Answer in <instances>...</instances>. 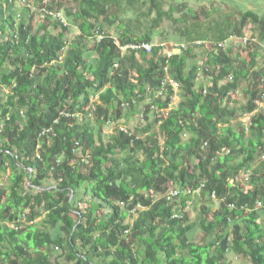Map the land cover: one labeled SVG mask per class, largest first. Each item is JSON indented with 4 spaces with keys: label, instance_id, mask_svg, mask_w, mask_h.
Returning <instances> with one entry per match:
<instances>
[{
    "label": "trees",
    "instance_id": "trees-1",
    "mask_svg": "<svg viewBox=\"0 0 264 264\" xmlns=\"http://www.w3.org/2000/svg\"><path fill=\"white\" fill-rule=\"evenodd\" d=\"M17 1L0 0V178L10 170L8 185L0 184V264H51L53 246L64 250L55 264H226L227 252L264 264V209L255 207L264 197V160L256 165L264 157V112L253 113L264 102V14L247 9L211 34L182 32L186 43L249 32V61L238 64L232 43L227 51L204 45L202 53L188 45L168 57L150 34L127 28L112 35L137 0H74L71 43L69 24L42 10L39 17L59 31L34 30L36 15L29 7L15 13ZM25 1L53 13L69 2ZM145 1L161 19L162 4L176 0ZM128 42L152 43V53L121 52ZM205 63L206 92L196 85ZM165 67L179 84L176 105V91L162 84ZM241 89L246 101L232 105ZM125 103L129 111L142 103L143 118L130 135L117 127L103 142L102 127L119 121ZM244 116L247 138L243 123L231 124ZM46 127L52 133L42 138ZM174 186L180 195L165 201ZM198 188L207 204L219 205H202L195 226L185 209ZM195 228L198 242L188 237Z\"/></svg>",
    "mask_w": 264,
    "mask_h": 264
},
{
    "label": "rangeland",
    "instance_id": "rangeland-1",
    "mask_svg": "<svg viewBox=\"0 0 264 264\" xmlns=\"http://www.w3.org/2000/svg\"><path fill=\"white\" fill-rule=\"evenodd\" d=\"M21 2H18L14 5L12 10H15V13H20L23 10L27 11V7L31 8V12L36 15L34 18L35 27L34 30H37L39 28V24H45L47 26L48 31H51V33H56L59 31V28H54L50 25L49 21H44L42 18L39 17L38 12L42 11V8H39L38 5L34 6L31 3L26 4L25 0H19ZM77 3L74 0H69V2L65 3L64 5V11L62 12V16L64 19H66L67 23L70 26V29L68 30L66 37L68 40V43H71L75 40L76 36L78 35L77 29L70 25L71 22V16H69L72 13V10L74 7H76ZM247 9H251L255 11L258 14H264V0H176L174 2H167L162 4V11L165 13V15L159 19V16L157 12L152 8V6L148 3V1L145 0H137L134 9L130 11H126L123 15V22L121 23V29L116 28V25L118 22H116L113 26L112 35H118L119 32L122 29H129L134 34L138 35H144V34H150L152 37V41L156 42V44H165L169 45L171 43H183L186 42L185 36L182 35L183 31H186L187 29H196L197 31H200L201 33L210 32L209 34L213 33L214 31H210V27H218L221 28L224 25H230L229 23L233 22V19L235 17H238L242 11H245ZM30 13V12H29ZM41 16V15H40ZM52 22V21H50ZM250 34L249 32H246ZM236 38L234 41H232V52L234 55L238 58V64L244 62L247 63L249 61V56L244 49L245 47H241V45L237 44ZM88 48L89 49L93 46L95 43V39H88ZM228 47H226L227 51ZM89 51H86V55H89ZM198 51L200 53L203 52L202 48L199 47ZM233 55V56H234ZM200 83H203V86L205 89H207L209 85V80L201 81V79H198L196 81V85L199 86ZM247 84L246 79H242V89H245ZM237 93L235 95V101H232L231 104L236 106H240L243 104L247 97L245 96L244 92L242 91ZM4 91L6 89L3 88ZM176 94L172 98V105H176L180 99L181 95H179V88L175 90ZM137 106V105H136ZM143 107L142 103L135 108V111L128 110L129 106L123 105V112L122 116L117 122H109L106 125L102 127L101 130V138L103 142H107L109 139V134L112 133L113 130H115L119 126H126L129 128L133 124L140 122V116L139 113L141 111V108ZM261 111L264 112V102H261L258 106V108L253 112ZM89 119L92 120V117H89ZM239 123H243L245 128V138L250 136V130H249V117L244 116L240 117L238 119H234L231 121L232 126L238 130ZM130 129V128H129ZM131 130V129H130ZM182 137L184 139H187L188 135L187 133L182 134ZM160 139V136H159ZM264 160V157L257 158L256 159V165L259 164L261 161ZM243 174V173H242ZM10 177V170L7 168V171L3 176H1V186L6 187L8 185ZM241 179V177H240ZM242 182L244 184L248 183V181H244L242 179ZM206 200V199H205ZM203 198L199 196V193L196 192L193 194L192 200L190 201V205L187 209H185L186 212H188L189 222L194 223L195 226H199V222L201 221L202 210L201 206H205L211 204V208L215 210L218 207V202L216 200H213V203L208 202L207 204ZM137 208H143L142 206H137L135 208L134 213H127L126 216V222L132 223L134 216L136 215V209ZM264 216V214H262ZM36 221H39V218H37ZM40 227H43L41 224ZM196 232L195 234L192 233L189 234V238H192L196 242L200 241L199 233L200 230L195 228ZM49 261L51 264H55V261L58 255L63 254L64 250L60 247L58 249H55L53 246V250H49ZM61 262L63 264H68L64 258L61 259ZM225 263L226 264H247L248 261L242 257L238 256L232 252H227L225 256Z\"/></svg>",
    "mask_w": 264,
    "mask_h": 264
},
{
    "label": "built area",
    "instance_id": "built-area-1",
    "mask_svg": "<svg viewBox=\"0 0 264 264\" xmlns=\"http://www.w3.org/2000/svg\"><path fill=\"white\" fill-rule=\"evenodd\" d=\"M21 2V1H20ZM26 4H29L25 1ZM44 11V14L45 12H47L49 15H52V17L54 19H57L59 20L63 25H68L66 19H64V17L62 16V12L61 11H57V12H51V11H48L45 7L44 9H42ZM43 14H41L42 16ZM101 38L100 35H97V40H99ZM236 38V40H238V42H236L237 44L241 45V47H245L247 44L250 43V41H255L250 34L248 33H245L243 34L242 36H237L235 34L233 35H230L228 38L222 40V41H219L217 43H213V42H208V41H205V40H194V41H191V42H183V43H171L169 45H165V44H161V45H164L166 46V49H165V53L168 57L172 56L173 54L175 53H178L180 52L181 50L183 49H186L188 47V45H190L192 48L193 47H196V48H204V45L205 46H212L215 50H223L225 51L226 50V47L228 44L232 43V41H234V39ZM261 47L264 49V42H261L260 43ZM152 43H149V42H128L124 45H120L119 46V49L121 52H123L125 49L129 48V49H132V50H141L143 51L146 55H150L152 53ZM33 69V68H32ZM210 71V65L208 63H205L203 65H199L198 68H197V71H196V78H197V81L198 79H201V81H206V80H209V77H206V72H209ZM164 72H165V76L162 80V84L164 83H169L171 84L172 88L174 90L178 89L179 88V84L177 81H175L168 69V67H165L164 68ZM229 79L231 80V76H229ZM204 91L206 92V89L204 88ZM124 105H127L128 106V103H125ZM151 108L153 109V105H151ZM22 113V111H21ZM67 115H70V114H67ZM139 116L141 118H143L144 116V112H143V109L141 108V111L139 113ZM2 129V124H0V131ZM119 129L121 131H123L124 133H127V134H131V132L129 131V129L126 127V126H119ZM52 133V128L51 127H46V128H42L41 131H40V134L39 136L40 137H44V136H48ZM184 134V133H183ZM88 159V155L85 154L84 157L82 158V160L86 161ZM249 176H250V173L249 172H245L242 174V178L244 181H249ZM180 192L181 190L179 188H177L176 186L168 189L167 191H165L161 197H163L165 199V201H172L174 199H177L178 196L180 195ZM183 192H190L188 189H183ZM196 192H199V188L194 191L193 193H196ZM214 192L211 194L212 197H214ZM123 204V203H122ZM256 208H262L264 209V197H261L259 199H257L256 201ZM135 211V208H133L132 210H130L129 212L130 213H134ZM181 214L178 213V212H173L171 217H174V218H177V217H180ZM8 226H11L13 228H17V226H14L13 223H7ZM127 232V230L125 231ZM55 249H58L57 246H54Z\"/></svg>",
    "mask_w": 264,
    "mask_h": 264
}]
</instances>
